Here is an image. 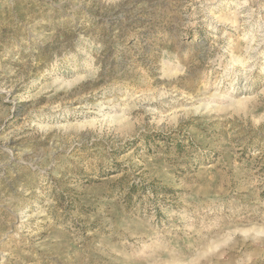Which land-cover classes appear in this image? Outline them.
I'll use <instances>...</instances> for the list:
<instances>
[{"label":"rangeland","instance_id":"1","mask_svg":"<svg viewBox=\"0 0 264 264\" xmlns=\"http://www.w3.org/2000/svg\"><path fill=\"white\" fill-rule=\"evenodd\" d=\"M0 264H264V0H0Z\"/></svg>","mask_w":264,"mask_h":264}]
</instances>
